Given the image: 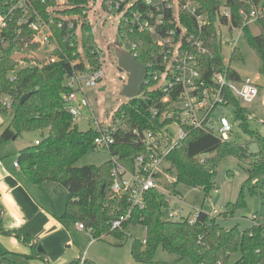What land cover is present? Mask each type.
<instances>
[{
    "label": "trees",
    "instance_id": "trees-1",
    "mask_svg": "<svg viewBox=\"0 0 264 264\" xmlns=\"http://www.w3.org/2000/svg\"><path fill=\"white\" fill-rule=\"evenodd\" d=\"M45 1L46 4L49 3V0ZM69 1L71 6L64 13L76 14L82 13L90 0ZM197 1L200 11L208 20L203 38L210 52L204 57L203 72L205 76H209L214 69L221 70L225 66L216 28L218 19L224 20L223 16L218 15L222 3L220 0ZM42 2L36 0L40 9L46 7ZM225 3L231 10L233 24L241 27L239 9L242 3L239 0H226ZM256 24L260 28L258 33H253L248 25L244 27L243 36L264 67V16ZM121 28L127 30V26L122 25ZM128 38L137 42L136 59L146 66L150 50H154L152 39L137 31L128 34ZM84 42H91L94 46L93 36L85 34ZM121 43L124 48L131 49L128 44H124L125 38L121 39ZM29 47L23 41H16L11 37L0 53V95H13L10 108L0 102V112L10 118V123L0 133V144L12 140L14 136L18 138L24 132H41V137L35 139L39 143L34 142L20 150L17 161L29 182L41 184L55 181L66 190V207L58 220L69 230L73 239L76 237L78 222L92 228V234L97 240L110 233L122 239L130 225H144L147 227V241L144 243L143 240L136 239L131 247L133 258L140 263L153 261L156 251L163 247L178 254V259H189L192 264H229L235 253H239V258L233 264H264V224L241 231L238 227L225 228L218 221L219 217L232 215L236 208L245 204V187L260 193L264 200V137L250 129V112L238 99L234 96L230 98L236 109V120L256 138L257 151L252 152L247 145L233 140L221 141L215 135L195 129L167 155L171 164L169 171H174L177 178L175 185L184 183L201 188L207 197H211L214 190V175L221 159L225 156L235 157L248 171V177L237 200L227 203V210L217 218H211L202 210L197 222L189 224L187 221L169 220L166 217L170 206L168 196L158 189H150L145 194L146 206L135 207L131 218L123 223L121 229H112L113 219L126 213L130 207L128 193L118 197L112 191L111 159L100 166H76L80 158L90 149L96 148L94 140L98 130L93 127L86 131L80 130L66 108L64 79L65 74L71 70V64L61 61L42 67H26L17 73L14 82L9 80V72L16 66L13 54L28 50ZM241 56L242 53L237 47L231 60ZM230 72L232 77H240L236 70L231 69ZM27 93L30 94L29 97L21 103L22 96ZM159 98L158 92H149L145 85L142 95L123 102L117 108L115 114L123 117L127 127L123 141L111 147V156L126 158L145 153L146 147L143 144L132 141L131 130L136 127L157 129L162 125L160 119L153 117L149 110ZM201 156H205L204 162L201 161ZM255 179L257 181L253 183ZM175 185L174 191L177 192ZM258 187L261 189L258 190ZM1 223L0 213V225ZM17 237L25 243L32 242V237L27 233L17 234ZM34 256V253L27 255L29 258Z\"/></svg>",
    "mask_w": 264,
    "mask_h": 264
},
{
    "label": "built area",
    "instance_id": "built-area-1",
    "mask_svg": "<svg viewBox=\"0 0 264 264\" xmlns=\"http://www.w3.org/2000/svg\"><path fill=\"white\" fill-rule=\"evenodd\" d=\"M41 1L46 5L44 9L36 5V0L0 2V53L11 37L30 46L28 50L13 54L16 66L9 72L11 82L17 79V73L23 68L69 62L71 70L65 74L64 101L74 121L84 115L86 108H92L88 90L102 83L107 74L105 52L100 47L97 35L101 32L104 37L108 18L113 14L121 15L119 40L121 42L125 38L124 44L131 48L125 49L135 57L138 44L129 39L128 34L137 31L148 35L153 41L154 50L149 53L145 85L149 92L160 94L149 110L153 117L160 119L162 125L157 129L136 127L131 130L132 141L143 144L146 151L131 156L134 172L130 178H126L128 170L120 163L121 158L115 155L111 158L112 191L118 197L128 193L130 203L128 211L112 221V229H121L123 223L131 218L135 207L146 206L145 194L148 190L158 189L171 201L169 193L161 188L163 178L168 187L177 180L176 175H170L171 164L167 155L190 131L202 130L221 141L232 140L234 124L226 115H217V111L231 105V96L243 106L253 102L259 94V85L251 76H231L230 70L236 69L232 67L231 60L224 57V47L231 46L232 56L238 47V40L244 35V27L251 26L264 16V0H239L242 3L239 9L241 27L233 24L231 10L226 3L221 5L218 15L223 16L224 20L219 18L216 28L225 66L221 70L214 69L209 76L203 72L204 57L210 52L203 38L208 20L200 11L197 0H90L82 13L76 14L64 13L71 6L69 0H49L48 4L45 0ZM90 14L96 20H91ZM122 25L127 26V30L122 29ZM85 34L93 36L94 46L91 42H84ZM121 45L124 48L123 43ZM0 102L10 108L12 93L0 95ZM253 117L250 113V119ZM90 120L93 128L98 130L94 140L96 148L110 152L113 145L123 141L127 127L123 117L113 114L110 119L100 121L93 114ZM204 160L205 156H201V161ZM15 165L19 166L18 161ZM178 199L183 202L181 196ZM201 211L187 214L181 206L168 212L166 217L195 224ZM207 214L217 218L220 212L214 209L211 214ZM250 220L253 226L264 224L259 221L257 214H253ZM76 227L91 234L89 243L97 240L92 228L86 227L84 223L78 222ZM144 228L147 230L146 226ZM142 240L145 243L146 236Z\"/></svg>",
    "mask_w": 264,
    "mask_h": 264
},
{
    "label": "rangeland",
    "instance_id": "rangeland-1",
    "mask_svg": "<svg viewBox=\"0 0 264 264\" xmlns=\"http://www.w3.org/2000/svg\"><path fill=\"white\" fill-rule=\"evenodd\" d=\"M222 4L226 0H220ZM121 15L113 14L108 18L104 29V37L101 32H98L97 38L101 49L104 50L107 62V74L102 83L98 86L88 90L89 99L92 108H86L84 115L77 118L74 122L78 125L80 130L86 131L93 127L90 120L95 114L100 121L110 119L115 114L117 108L129 100L124 94L123 89L127 82V73L121 71L118 64V58L115 54L114 43L120 39L118 26ZM91 20H96L93 14H90ZM253 33H258L260 28L258 24L251 25ZM231 46L225 45L224 57L230 61ZM238 48L242 53L241 58L231 60V65L240 75L245 78L251 76L259 85V94L257 98L244 106L254 115L249 119L250 129H254L264 137V67L262 62L255 54L254 50L248 43L247 39L242 36L238 40ZM217 115H226L234 124V134L232 140L239 144L247 145L249 150L255 152L258 150V143L256 138L248 132L240 121L236 120V109L234 105H227L217 111ZM9 116L0 112V131L3 130L9 123ZM9 121V122H8ZM41 137L40 131L24 132L15 141L9 140L7 143V156L10 161L17 159L18 151L24 147L34 143L36 138ZM112 158L110 152L100 148L90 149L82 158L78 160L76 166L96 165L100 166ZM120 163L127 168L128 172L126 178H130L134 172V163L131 157L121 158ZM168 164V162H166ZM171 176H175V172L171 171ZM248 177L246 167L239 164V161L233 156H225L221 159L214 175L213 189L211 197H207L203 189L193 187L184 183L177 185L173 184L168 187L167 181L163 178L161 181V188L169 193L170 206L166 212H171L173 209L184 207L188 214L195 210H203L209 214L214 209L223 213L227 210V203L235 202L242 191L243 184ZM28 181V180H27ZM29 182V181H28ZM255 183V182H253ZM36 188L38 195L44 200L50 199L53 204H61L65 208L66 197L63 190H65L59 183L55 181H47L41 184L30 183ZM174 185L175 190L174 191ZM217 189V191H216ZM260 190L261 188H257ZM175 192V193H174ZM245 204L236 208L232 215L227 217H219V223L225 228L238 227L241 231L247 230L253 226L250 217L253 214L259 216V221L264 222V200L260 193L251 191L250 188L245 187L243 190ZM177 195V196H174ZM178 196L183 198L180 202ZM63 208V209H64ZM3 223L0 225V257L1 264H48L44 259V263L38 260H32L27 257L33 253L32 249L27 246L22 240L12 236L8 233ZM78 235V232H75ZM88 233V232H87ZM75 235V236H76ZM146 236V230L143 225H130L126 234L122 239L114 234H106L103 238L89 243L91 234L84 237H74L72 249L74 256L72 262H80L81 253L87 257V264H192L189 259H178L179 255L165 250L160 247L151 262L140 263L137 262L131 253V247L136 239H143ZM239 258V253L231 256L229 264H233Z\"/></svg>",
    "mask_w": 264,
    "mask_h": 264
},
{
    "label": "crops",
    "instance_id": "crops-1",
    "mask_svg": "<svg viewBox=\"0 0 264 264\" xmlns=\"http://www.w3.org/2000/svg\"><path fill=\"white\" fill-rule=\"evenodd\" d=\"M16 139L17 137L12 140ZM7 142L0 144V213L3 228L7 232L13 231L10 234L14 237L17 234H29L32 242L24 243L32 249L35 260L40 263L46 261L48 264H72L74 252L69 246L73 245V237L58 220L65 210L64 203L62 205L60 200L61 204L56 205L50 199L44 200L38 195L36 188L27 181L21 166L15 165L18 159L10 161L4 158L8 155V144H5ZM63 191L67 202L66 190ZM75 231L78 232L76 237L88 235L77 227ZM84 257L85 254L81 253L79 264H87L88 258ZM40 259H44V262ZM82 259L85 261L82 262Z\"/></svg>",
    "mask_w": 264,
    "mask_h": 264
},
{
    "label": "water",
    "instance_id": "water-1",
    "mask_svg": "<svg viewBox=\"0 0 264 264\" xmlns=\"http://www.w3.org/2000/svg\"><path fill=\"white\" fill-rule=\"evenodd\" d=\"M114 48L120 70L127 73V82L123 94L129 99L140 96L143 93L148 76L147 67L138 61L129 50L123 48L120 40L114 43ZM29 95V93L23 95L20 102L23 103ZM15 138L16 136L13 137V139Z\"/></svg>",
    "mask_w": 264,
    "mask_h": 264
}]
</instances>
